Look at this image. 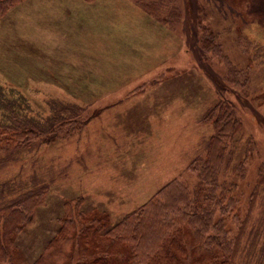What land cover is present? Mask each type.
<instances>
[{"label": "rangeland", "instance_id": "rangeland-1", "mask_svg": "<svg viewBox=\"0 0 264 264\" xmlns=\"http://www.w3.org/2000/svg\"><path fill=\"white\" fill-rule=\"evenodd\" d=\"M153 1L176 5L181 19L163 24L136 0H30L0 20L1 99L43 125L62 106L82 114L72 135L0 165L3 202L48 187L34 222L15 241L14 264L38 258L67 201L83 199L82 211L101 213L114 226L175 180L195 190L196 161L215 134L202 118L219 103L242 128L227 147L232 164L221 173L238 203L240 217L225 216L232 237L248 215L264 163V0ZM204 28L213 30L245 85L229 83L221 56L205 54ZM243 162L246 175L238 178L233 168ZM262 203L259 196L252 222ZM186 237L178 236L185 245L173 249L179 261L172 264L210 263ZM236 264L256 259L241 255Z\"/></svg>", "mask_w": 264, "mask_h": 264}, {"label": "trees", "instance_id": "trees-1", "mask_svg": "<svg viewBox=\"0 0 264 264\" xmlns=\"http://www.w3.org/2000/svg\"><path fill=\"white\" fill-rule=\"evenodd\" d=\"M28 1L0 0V20ZM136 2L163 24L173 25L181 19V10L172 3ZM202 31L205 54L213 52L221 56L228 69V82L241 85L240 73L222 55L213 30L204 28ZM3 91L1 88L0 165L37 144L48 145L62 135H72L82 126V120H78L82 114L71 115L66 106L54 111V116L43 125L24 115L15 101L2 100ZM202 122L212 124L215 134L208 140L205 158L200 163L196 161L200 169L195 168V171L200 181L195 190L175 180L114 226H110L108 217L101 213L90 216L82 211L83 199L67 201L58 231L31 264H172L174 260L179 261L173 249H184L183 241L177 239L183 235L207 252L208 264H236L241 255L246 259L253 257L256 264H264V163L258 169V183L251 196L248 215L237 220L238 232L232 237L225 216L231 212L240 217L238 203L227 195L229 190L221 180V173L225 164L230 168L233 159L227 161V147L242 133L241 122L223 103L210 108ZM250 146L246 148L247 158L253 152ZM233 171L238 178H244L245 163L234 167ZM47 195L48 187L40 186L9 201L0 199V264H14L15 241L34 222L36 211L45 203ZM259 196H263L260 217L252 222L251 213ZM218 213L221 217H217Z\"/></svg>", "mask_w": 264, "mask_h": 264}]
</instances>
